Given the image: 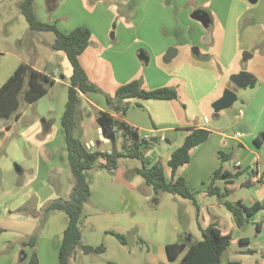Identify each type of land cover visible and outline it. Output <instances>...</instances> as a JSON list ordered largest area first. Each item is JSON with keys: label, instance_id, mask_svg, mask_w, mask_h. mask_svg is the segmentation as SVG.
Segmentation results:
<instances>
[{"label": "crops", "instance_id": "crops-1", "mask_svg": "<svg viewBox=\"0 0 264 264\" xmlns=\"http://www.w3.org/2000/svg\"><path fill=\"white\" fill-rule=\"evenodd\" d=\"M69 1L62 0L57 8L53 1L49 4V0H35L36 15L42 23L51 24V21H54L58 30L63 33H70L78 27L90 29L92 33L90 46L80 57V62L90 80L103 93L114 95L120 86L141 78L139 65H134L133 69L128 68L126 71L117 67L113 60L116 55L111 52L113 45L109 32H96L90 18L82 15L79 18L57 16L63 8L68 10L66 4ZM80 2L79 8L82 13L84 6L83 1L80 0ZM190 4L192 9L189 10L188 15L190 13L192 15L197 10L206 11L212 20L210 27L216 21L209 8L220 7L223 18L221 19L223 29L221 38L224 39L222 47L226 51L230 42L236 49V53L243 49L253 50L264 44V25L260 22L264 20V0H258L256 4H250L248 0H224V2L216 0V4L210 0H197L194 4L193 2ZM50 7L57 8L53 15L59 20H50L48 15ZM62 21L66 22L62 23ZM186 24L190 32L201 34L203 31L189 22L188 16ZM47 33L53 32H37L36 36L42 37L38 44L46 42L47 47L50 48L56 36L55 33H53L54 37L46 36ZM5 38L10 40L8 34ZM41 47L35 45L34 61L30 54L0 50V89L20 65L27 64L53 81L50 92L57 85H62L64 94H68L73 70L66 53L50 49V51H45ZM147 56L149 59V55ZM205 58L210 60V54ZM224 71L181 64L171 72L161 71L156 75L147 73L145 76L143 74L144 86L147 90L162 87L175 88L178 91V98L172 101L130 99L129 108L124 113L112 112L102 94H81L78 120L82 127L80 137L82 142L87 147L92 146V151L108 153L114 151L111 142L101 140V128L97 124L100 113H109L117 121L135 131L139 139H143L144 136L149 137L148 146L145 149L142 146L141 149L151 162L162 165L168 182L172 180L169 166L171 156L183 145L187 135L195 129H206L211 134L205 143L190 151V162L180 167L176 176L184 178L189 189L197 193L198 207L193 204L194 209L185 204V200L188 199L178 195L168 193H163V196L156 195L154 189L146 184L145 179L135 172L140 162L136 163L129 159L136 164L133 166L135 174L132 176L130 174L133 171L127 170L123 165L126 158H122L123 162L114 172L102 168L87 171L86 177L91 188V200L85 207V215L81 221L83 240L93 247L104 244L106 252L91 255L77 254L71 264H109L110 262L115 264H179L181 258L176 261L171 260L167 254V246L174 243L191 245L193 242H200L203 240L201 229H206L213 223L218 225L223 235H230L232 239L224 255V264L229 261L240 264H264V185L254 187L257 196L251 197L247 202L241 200L248 207L256 203L262 205V209L241 227L236 224L232 213L223 202L219 199L217 202L212 201L214 196L209 195L210 185L216 172L219 169L227 170L222 166L221 161L230 159L232 141L240 140L239 145L247 150L246 148L249 149V147L246 141L253 136L246 122L243 124L249 132L245 135L239 132L241 135L238 138L219 134L210 128L209 111L205 109L204 102L210 96L215 97L220 87H228L225 83V75L222 74ZM234 90L237 92L239 89L235 87ZM49 94L42 98H47ZM39 100L30 103V106L34 105L37 108ZM29 108L25 111L18 110L20 113L18 119L15 117L0 118V121H4V124H0V131L3 134L0 146L5 139L8 140V136L14 130L19 129L22 140L17 144L21 145H15L14 149H11L12 159L20 161L23 157L33 172V178L18 188L0 210V222H6L5 227H0L4 230L0 234V264H27L30 249L23 250L21 242L32 236L38 227L39 221L33 215L54 200H64L63 194L70 189L65 186L60 169L69 165L66 136L61 125L64 109L60 105V107L53 106L41 111L37 110V116L24 123ZM206 118L208 122L205 121ZM130 139L127 137L125 142ZM119 141L116 147L120 149L119 145L122 144ZM17 148L21 149V153L16 151ZM101 163H105V160H101ZM252 168L254 167L251 165V171ZM16 169L18 172L23 171L22 166H16ZM254 169L259 171L258 163ZM54 170L56 174L54 172L55 176H52ZM255 173L253 172V176ZM247 183L254 184L251 180ZM226 184L227 188H230V183L226 182ZM34 196L35 203L29 205V201ZM26 205L25 211L27 212L22 213L20 209ZM150 206L157 207L158 213H150ZM182 209L184 212H181ZM63 213L53 212L48 217L37 246L40 264H59V247L68 224V217ZM184 216L188 218L187 225L183 220L180 222V218ZM112 233L124 235L127 244H122ZM24 251L26 258L23 256Z\"/></svg>", "mask_w": 264, "mask_h": 264}, {"label": "rangeland", "instance_id": "rangeland-1", "mask_svg": "<svg viewBox=\"0 0 264 264\" xmlns=\"http://www.w3.org/2000/svg\"><path fill=\"white\" fill-rule=\"evenodd\" d=\"M51 1H53L58 8V5L62 0ZM82 1V5L84 6L82 13L79 8L81 3L80 0H70L66 4L68 10L63 8L57 16H75L76 18H79V16L82 15L90 18L92 27L96 32H109V37L113 45V50L111 52L116 55L113 60L117 67L126 71L128 68L133 69L134 65H139V67H141V78L139 79L144 82V85L145 81L143 74L145 76L147 73L156 75L157 73H161V71L171 72L175 67H178L181 64H192L203 69L225 70L222 74L225 75V83L228 84V87H220L216 92L215 97L212 98L210 96L204 102L205 109L209 111L208 119L211 122L210 128L219 134H226L229 137H234L237 131L241 132L242 135L249 132L243 124L246 122L249 124L250 130L253 132V136L246 141L249 149L246 148L247 150H244L243 147L239 145L241 143H238L240 140L232 141L233 144L230 146V159L227 161H221L222 166L232 173L238 171L235 164L238 162L241 164L239 171H241L242 174L230 183L231 186L229 189L231 192L226 196V200L233 203H236L239 200L247 202L251 197L257 196L254 187L257 185H264V141L262 140L261 146H257L255 143V139H262L264 134V44L253 50L243 49L236 53V49L233 48L230 42L226 51L222 47L224 39L221 38L223 32L221 19L223 20V18L220 13V7L209 8L213 12L216 22L211 27L204 28L199 22L191 19V13L188 15L189 10L192 9L190 3L193 2L194 4L197 0ZM210 1L216 4V0ZM221 1L224 2V0ZM21 2L22 0H0V50H10L11 53L30 54L32 61H34L36 55L34 52L36 50L35 45L42 46L41 48L45 51L54 50L51 47H47L46 42H41L42 45L38 44L39 39H42V37L40 36L38 38L36 36L37 33L34 35L31 34L28 23L20 12L19 5ZM57 8L50 9L48 14L50 20H59V18L56 19L53 15ZM214 10H216L215 13ZM111 15H113V18H111ZM187 16L189 22L193 25H197L199 29H203L201 34L187 30ZM51 22V24L56 25L54 21ZM65 22L66 21H62V23ZM260 22L262 23L261 25H264V20H261ZM6 34L10 36V40L5 38ZM45 35L54 37L53 33H47ZM216 35L219 36V38ZM45 39L47 40V37H45ZM166 45H168V47H165ZM172 47L178 50V55L170 63H165V53ZM195 48L200 50V54H195ZM141 50L149 55L147 65L145 66H143V63L137 57V53ZM162 52H164L163 55ZM245 53H250L252 58L245 61ZM208 54L211 56L210 60L205 58ZM242 71L252 73L257 80L256 85L245 89H239L237 91L238 100L230 108L221 111L218 118H215L213 103L222 97L226 89H235L230 78L233 74ZM51 87L52 86H49V90L52 89ZM49 90L47 94H49ZM102 95L105 96L106 93ZM183 97L186 98L185 96ZM67 99L68 94H64V86L57 85L47 98H42L37 102V108L34 107V105L30 106L29 102L21 98L19 111H25L31 107L24 119L25 123L37 116V110L41 111L53 106L60 107V105L61 108L65 110ZM240 110H243L245 115L242 118H237ZM78 123L79 127L76 131V136L80 138L82 127H80L79 120ZM0 124H4V121L1 120ZM18 130L19 129L14 130V132L8 136V140L5 139L0 146V210L18 188L24 186L33 178L32 169L27 163H25L23 157L20 161L12 159L13 151L11 149H14L15 145H21L17 144V142L20 143V140H22ZM2 138L3 134L0 131V140ZM119 139L120 141L117 140L119 143H124L123 138ZM119 147L121 148V145H119ZM16 151L21 153L20 148H17ZM126 159L127 160L123 162V159L119 158L118 163L120 164L123 162V165L126 166L127 170L133 171V166L136 164L131 162L128 158ZM131 160L136 163L140 162L139 160ZM256 163L259 165L258 173L261 180L260 183H257L256 185L252 184V186L249 185L247 181H250L251 177H253L251 165L256 168ZM16 166H22L23 171L18 172ZM60 169L61 174H63L62 177L65 186L70 188L67 193L63 194L64 200H67L69 199V193L73 187L74 180L69 165L61 167ZM54 172L55 170L53 171L52 176H55ZM43 173L44 172H42V174ZM134 174L133 171L130 175L132 176ZM216 185L223 190L227 188L226 181L222 179L217 180ZM160 194L162 196L164 195L163 193ZM35 201L36 198L34 196L29 201V205L34 204ZM185 201L187 206L189 205L194 209V205L190 200ZM212 201L217 202L218 198L214 196ZM24 208H27V205L24 206ZM20 211H22V213L27 212L25 210ZM17 212V214H19V211ZM181 212H184L183 209ZM150 213H158L157 207L150 206ZM37 220L40 221L38 217ZM182 220L186 225L188 224L187 217H181L180 222ZM5 226L6 222H0V227ZM29 238L30 237H27L25 240H28Z\"/></svg>", "mask_w": 264, "mask_h": 264}, {"label": "trees", "instance_id": "trees-1", "mask_svg": "<svg viewBox=\"0 0 264 264\" xmlns=\"http://www.w3.org/2000/svg\"><path fill=\"white\" fill-rule=\"evenodd\" d=\"M51 0H49V4ZM50 6V5H49ZM20 12L29 24V31L53 32L56 39L51 48L54 51H63L72 66L73 74L71 86L68 90V99L65 106L61 125L65 132L69 166L73 177V187L69 199H57L48 203L41 211L33 216L38 217V227L28 240L22 241L23 250L29 248L30 253L27 264H40L37 246L47 223L48 217L53 212H64L68 217V224L63 234V239L59 247V264H71L77 254L91 255L103 254L106 252L104 244L99 247L87 245L83 240V229L81 221L85 215V207L91 200V188L87 181L86 173L95 168L106 169L114 172L118 169L119 158H128L140 161V167L136 173L141 175L146 184L152 187L156 195L168 193L178 195L184 199L191 200L195 206L197 199L195 192L191 191L182 177H176L178 169L191 160L190 151L205 143L210 137V131L206 129H195L187 135L181 147L175 150L169 161L172 180L168 182L165 178L161 164L151 162L146 156L144 149L148 146V139H139L135 131L127 125L117 121L109 113H100V117L107 120L114 132L123 138L121 148H117L112 153L92 151L80 138L76 136L79 127L78 110L81 105V94H104L89 78L83 68L80 57L88 49L91 43L92 33L87 27L75 28L70 33H63L54 24L42 23L36 15L35 0H23L20 5ZM54 9V7H50ZM255 78L252 86H255ZM54 83L42 73L34 70L30 65L22 64L14 75L0 89V118L20 117L18 110L21 106L20 99L23 98L29 103H34L48 93L49 86ZM108 108L115 113H124L129 108V100L134 98H144L150 100L172 101L178 98V91L171 87H162L154 90H147L144 82L140 79L133 80L120 86L114 95H105ZM109 133V132H108ZM131 139L125 142V139ZM117 143V141H116ZM255 143L261 146L262 139L256 138ZM105 160V163H101ZM229 160V159H227ZM223 160V161H227ZM241 171L232 173L228 170L219 169L210 185L209 195L216 196L226 208L232 213L238 226H243L255 213L262 209V205L256 203L250 207L246 206L241 200L236 203L226 200L230 194V189H222L215 183L222 179L227 183H232L234 179L241 175ZM20 210H25L22 208ZM245 214V217H244ZM4 230L0 229V234ZM203 240L187 243H174L167 246V254L173 261L181 258L179 264H224V255L231 245V236L223 235L216 223L211 224L206 229H201ZM122 244H127V239L119 233H112ZM25 255V251L23 256ZM109 264H115L110 262ZM226 264H240L239 262L229 261Z\"/></svg>", "mask_w": 264, "mask_h": 264}, {"label": "water", "instance_id": "water-1", "mask_svg": "<svg viewBox=\"0 0 264 264\" xmlns=\"http://www.w3.org/2000/svg\"><path fill=\"white\" fill-rule=\"evenodd\" d=\"M248 2L250 4H256L258 0H248ZM191 18L199 21L206 28L210 27V25L212 24L210 15L203 10L195 11L191 15ZM194 52L196 55H198L199 49L195 48ZM177 55H178V50L174 47L170 48L164 56V62L170 63L173 59L177 57ZM138 56L141 62L143 63V65L144 66L147 65L148 62L147 54L144 51H140L138 53ZM250 58H252V55L250 53L244 54L245 61H247ZM230 80L232 84L236 87V89H245L252 86L255 80V76L252 73L242 71L240 73L233 74ZM237 100H238L237 92L235 90L226 89L222 97L213 103L214 117L218 118L221 111L230 108ZM97 123L100 126L104 137H106L108 141L113 144V150H116L117 149L116 141L120 138V134L114 132L109 122L101 117L98 119ZM262 140L264 141V134ZM24 258H26V254L24 255Z\"/></svg>", "mask_w": 264, "mask_h": 264}, {"label": "built area", "instance_id": "built-area-1", "mask_svg": "<svg viewBox=\"0 0 264 264\" xmlns=\"http://www.w3.org/2000/svg\"><path fill=\"white\" fill-rule=\"evenodd\" d=\"M243 116H244V112H243V110H240L238 115H237V118H242ZM205 121L208 122V119L206 118ZM100 135H101V140L102 141L109 142L108 139L106 137H104V135L102 133V130H100ZM240 135H241V133L236 132L235 137L238 138V137H240ZM143 138L144 139H148L149 137L148 136H144ZM89 148H92V146H89ZM240 166H241L240 163H236V167L238 169H240ZM252 172H256L255 173L256 175H254L253 178L251 179L252 183H254V184L260 183L261 178H260V175H259L258 171L255 170L254 168H252Z\"/></svg>", "mask_w": 264, "mask_h": 264}]
</instances>
